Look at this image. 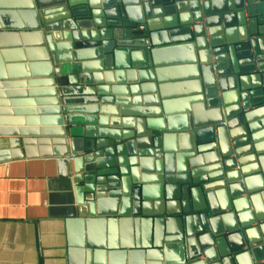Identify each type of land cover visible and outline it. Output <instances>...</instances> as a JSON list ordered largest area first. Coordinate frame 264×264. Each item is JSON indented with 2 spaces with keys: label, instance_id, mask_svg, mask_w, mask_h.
I'll use <instances>...</instances> for the list:
<instances>
[{
  "label": "water",
  "instance_id": "1",
  "mask_svg": "<svg viewBox=\"0 0 264 264\" xmlns=\"http://www.w3.org/2000/svg\"><path fill=\"white\" fill-rule=\"evenodd\" d=\"M38 156L70 212L9 264H264V0H0V163Z\"/></svg>",
  "mask_w": 264,
  "mask_h": 264
},
{
  "label": "crops",
  "instance_id": "2",
  "mask_svg": "<svg viewBox=\"0 0 264 264\" xmlns=\"http://www.w3.org/2000/svg\"><path fill=\"white\" fill-rule=\"evenodd\" d=\"M64 182L52 158L38 156L0 163V264L12 263L20 253L26 259L29 223H36L39 235L43 223L50 241L64 234L60 230H64L63 219L70 212Z\"/></svg>",
  "mask_w": 264,
  "mask_h": 264
}]
</instances>
